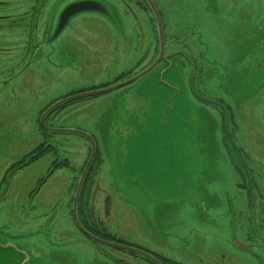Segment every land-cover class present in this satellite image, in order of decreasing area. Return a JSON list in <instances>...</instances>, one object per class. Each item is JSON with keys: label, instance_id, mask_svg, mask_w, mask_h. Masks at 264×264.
Listing matches in <instances>:
<instances>
[{"label": "rangeland", "instance_id": "1", "mask_svg": "<svg viewBox=\"0 0 264 264\" xmlns=\"http://www.w3.org/2000/svg\"><path fill=\"white\" fill-rule=\"evenodd\" d=\"M0 1L16 19L30 0ZM49 1L54 34L56 15L70 0ZM103 1L106 11L81 12L53 37L51 59L27 66V58L19 68L13 47L5 44L0 54V264H149L77 228L73 202L91 144L40 125L58 100L116 85L158 57L149 6ZM152 1L166 57L127 86L59 106L46 124L95 139L98 159L81 191L79 217L93 206L106 227L100 230L125 243L184 264L220 263L247 195L255 210L256 196L264 199V0ZM8 32L0 28V40L17 38ZM32 151L37 157L23 160ZM21 160L27 166L2 185Z\"/></svg>", "mask_w": 264, "mask_h": 264}, {"label": "flooded vegetation", "instance_id": "2", "mask_svg": "<svg viewBox=\"0 0 264 264\" xmlns=\"http://www.w3.org/2000/svg\"><path fill=\"white\" fill-rule=\"evenodd\" d=\"M82 1L94 2L99 10L102 11L107 10V6L105 4L106 2H104L103 0H70L67 3H65V8L70 4L82 2ZM49 4H50L49 0H30L27 3V7H25L28 8V10L25 11L26 13L25 12L19 13L17 14L18 17L14 19L12 18V14H10L9 9H7V7H10V4L0 1V21H4V24H1L0 28L4 32L6 31V28L10 32L11 31L18 32L16 33L17 38H14L13 40L9 39L6 42L0 40V54L7 53L4 46L5 44H7L8 46L10 45L9 47H13V49H15L16 52H18L19 65L17 67L19 68L21 67L22 63L26 62L29 58H30L29 64L27 66H29L32 62L37 63L39 60L42 61L44 58L45 59L47 58L49 60L51 59L52 54L54 53V47L52 42L54 34L50 32V30L52 29V25L54 23L53 22L54 14L52 9L49 7ZM46 7L49 8V10L44 18L45 20L43 23L42 32L38 35V27H37L38 20H40V18L44 15L42 13L44 12V9ZM15 9L18 10L19 8H13V10ZM61 13L62 12H59L58 15H56L57 25ZM75 16H73L71 19H73ZM196 37L198 38L199 41L201 40V38L199 37V33L197 34ZM256 66L258 68V64ZM22 161L23 160L18 162L20 164L17 167H15L16 169L12 168L11 171L7 173L8 175L7 180H6L7 175L3 177L2 185L9 187V184L12 182V177L27 166V162H22ZM83 170L84 167L82 169V172ZM50 172L51 170H48L47 175H49ZM88 176L90 177V172H88L85 181L87 180ZM44 180L45 178L41 179L38 182V189L33 190L29 194L30 198H34L38 194L41 187H43L46 184L48 178L45 181ZM246 189H248L247 185H246ZM247 197H248L247 209L238 210L237 211L238 214L235 216L236 218H238L239 230L236 233V235L229 236L230 235L229 234L224 238V241L227 245V250L223 254L222 261L216 264H264V199L260 195L256 196L255 201L258 202V204L261 206V209L255 210L253 209L252 206L253 201L250 199V195H247ZM93 200H94V195L92 196V203ZM109 204H110L109 200L107 204H104V215L108 214L107 209L110 206ZM52 208L50 210H52ZM79 220L82 223V225L91 233L93 229L100 230V228L103 227L106 228L103 225V221L95 217L93 206L91 207V209L88 210L87 213H85V217H83L82 219V217L80 216ZM100 231L103 230L101 229ZM139 248L152 254L157 259H159L158 256H161L157 253L151 252L150 250L141 247ZM143 259L145 261H148V263L150 262L152 264H155L149 259H145V258ZM63 262L65 263V258L63 259Z\"/></svg>", "mask_w": 264, "mask_h": 264}, {"label": "water", "instance_id": "3", "mask_svg": "<svg viewBox=\"0 0 264 264\" xmlns=\"http://www.w3.org/2000/svg\"><path fill=\"white\" fill-rule=\"evenodd\" d=\"M145 3L149 6V8L151 9L154 18L156 20V25H157V32H158V38H159V53H158V57L148 66L146 67L144 70H142L141 72L133 75L132 77H130L129 79H126L120 83H117L116 85H112V86H108L105 88H100V89H94V90H89V91H85V92H81V93H77L75 95L66 97L64 99L58 100L57 102H55L53 105H51L42 115L41 119H40V125L43 128V130H45L46 132L52 133V134H76L79 136H83L85 137L91 144V153H90V157L87 161L86 166L84 167V170L81 174V177L79 179L77 188H76V192H75V197H74V202H73V218L75 221V224L77 226V228L89 239H91L92 241L107 246L109 248L112 249H116V250H120V251H125L131 254H135L138 256H141L145 259H149L150 261H152L155 264H163L159 259H157L155 256H153L152 254L131 246V245H127V244H122V243H117V242H113V241H109L103 238H100L94 234H92L91 232H89L80 222L79 220V216H78V204H79V200H80V196H81V191L85 182V179L87 177V174L95 160V156L97 153V147H96V143H95V139L92 135L81 131V130H76V129H59V128H53V127H49L46 124V118L47 116L52 113L54 110H56L59 106L63 105V104H67L69 102H73L79 99H84V98H90V97H95V96H99V95H103L105 93H109L111 91L117 90L121 87L127 86L133 82H135L136 80L142 78L143 76L147 75L149 72H151L165 57H166V47L167 45L165 44V36H164V26L162 23V19H161V15L158 11L157 6L155 5V3L152 0H144ZM86 11H99V12H104L102 10H99L96 7V4L94 2H90V1H82V2H77V3H73L70 4L69 6H67L61 13L60 18H59V22L58 25L56 27L55 33H54V37L58 36L63 29L68 25L70 19L81 13V12H86ZM1 247H5L0 245Z\"/></svg>", "mask_w": 264, "mask_h": 264}, {"label": "trees", "instance_id": "4", "mask_svg": "<svg viewBox=\"0 0 264 264\" xmlns=\"http://www.w3.org/2000/svg\"><path fill=\"white\" fill-rule=\"evenodd\" d=\"M97 88H100V87H94V88H90V89H97ZM90 89H88V90H90ZM82 91V90H81ZM35 151V150H34ZM34 151H32L31 153H29L28 155H26L25 157H24V159L23 160H25L26 158H28V157H30L31 158V160L32 159H35L36 157H37V155L39 154L38 152L39 151H37V152H34ZM32 154H34V155H32ZM32 155V156H31ZM97 159H98V152H97V155H96V158H95V162H94V164H96L97 163ZM94 166V165H93ZM87 179H89V176H88V178ZM85 182H87V180L85 181ZM99 231V230H98ZM92 233H94L96 236H98V237H102V238H104V239H106V240H111V241H115V242H118V243H122V244H128V243H125V241H123V240H120V239H117L115 236H112V235H110L109 233H106V232H104V231H99V232H97V231H93ZM129 245H131V244H129ZM125 252V251H124ZM128 253V252H127ZM131 254V253H130ZM132 255H134V254H132ZM137 256V255H136ZM158 258L160 259V261H162L163 262V264H184V263H181V262H178V261H175V260H173V259H170V258H167V257H162V256H158ZM148 262V261H147ZM150 263V262H149ZM150 264H152V263H150Z\"/></svg>", "mask_w": 264, "mask_h": 264}]
</instances>
